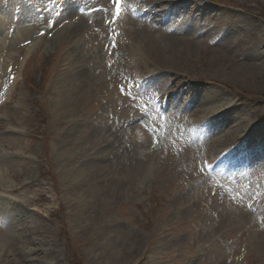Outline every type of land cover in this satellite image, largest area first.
Listing matches in <instances>:
<instances>
[{
	"label": "rangeland",
	"instance_id": "obj_1",
	"mask_svg": "<svg viewBox=\"0 0 264 264\" xmlns=\"http://www.w3.org/2000/svg\"><path fill=\"white\" fill-rule=\"evenodd\" d=\"M212 1L0 0V264H264V0Z\"/></svg>",
	"mask_w": 264,
	"mask_h": 264
},
{
	"label": "snow or ice",
	"instance_id": "obj_2",
	"mask_svg": "<svg viewBox=\"0 0 264 264\" xmlns=\"http://www.w3.org/2000/svg\"><path fill=\"white\" fill-rule=\"evenodd\" d=\"M112 3L115 5V9H116V14H119L120 11V7L122 4V0H112Z\"/></svg>",
	"mask_w": 264,
	"mask_h": 264
},
{
	"label": "bare ground",
	"instance_id": "obj_3",
	"mask_svg": "<svg viewBox=\"0 0 264 264\" xmlns=\"http://www.w3.org/2000/svg\"><path fill=\"white\" fill-rule=\"evenodd\" d=\"M78 71V70H77ZM77 75V74H76ZM154 75H156V76H158V75H160V73H157V74H154Z\"/></svg>",
	"mask_w": 264,
	"mask_h": 264
}]
</instances>
